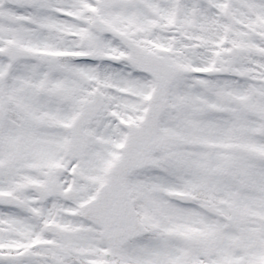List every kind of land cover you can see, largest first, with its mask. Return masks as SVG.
<instances>
[{"label":"snow or ice","instance_id":"obj_1","mask_svg":"<svg viewBox=\"0 0 264 264\" xmlns=\"http://www.w3.org/2000/svg\"><path fill=\"white\" fill-rule=\"evenodd\" d=\"M0 264H264V0H0Z\"/></svg>","mask_w":264,"mask_h":264}]
</instances>
